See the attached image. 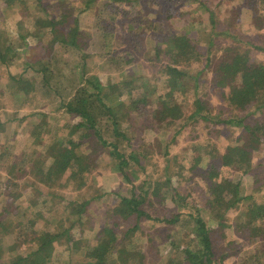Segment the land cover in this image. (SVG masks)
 <instances>
[{"label":"rangeland","instance_id":"obj_1","mask_svg":"<svg viewBox=\"0 0 264 264\" xmlns=\"http://www.w3.org/2000/svg\"><path fill=\"white\" fill-rule=\"evenodd\" d=\"M104 1L92 2L91 8L99 5L101 9L100 2ZM249 1L226 0L221 4L220 0H156L155 2L140 0L142 5L146 2V7L148 5L151 8V11L148 9L151 18L147 20L143 14L142 6L141 11L132 7L124 9L125 1H121L122 4L118 10H126L129 16L141 15L142 21L137 19L139 22H134L128 17L124 22L117 17L118 12L109 6H105L107 11L104 14L101 13L100 16H95L93 11L76 12L75 18H77L80 28L93 30L94 22H101L103 23L101 25L106 24L107 32L102 27L99 37L95 35L87 40L85 46L78 49L68 48V51L61 52L58 45L53 46V49L50 47L46 49L41 47L43 51L40 49L42 54L52 56L53 61L56 58L66 61L68 66L62 68L64 73L76 75L78 74L76 70L79 72L81 65L84 64L91 72H87V74H94L103 81L107 75L117 80H124L126 86L123 87L122 94L119 96L123 105L114 109L121 115L119 124L116 126L117 132L131 134L129 135L130 142L123 140L122 147H124L125 154L131 150L145 153V156H139L144 170L142 171L141 167L131 159L126 172L134 176L135 179L132 181L136 184L143 180L148 182L163 178L164 160L168 159V156L170 158L175 156L178 161L172 162L171 169L174 171L179 165H184L186 169L180 176V180L176 175H173L171 182L176 185L181 194L187 195L188 200L196 198L200 214L206 222V226L211 230L209 232L212 239L213 260L218 261L220 254L226 250L234 253L229 258L227 257L228 259L223 260L225 264H264V231L251 230V233H248L243 228L244 223L239 226V221L246 218L243 214L251 204L264 202V134L259 147L253 152L251 165L245 171L240 167L234 172V178L239 179L243 187H240L238 193L240 199L234 205L235 207L225 206L221 210V213L223 211L225 213L222 220L223 225H221L212 215L209 205L205 204L206 193L203 192L205 185L200 181V178H195L194 172L208 162L217 160L220 153L223 152L222 148L226 145L244 143L248 140V136L237 125L229 126L201 118L193 119L187 123L184 118L196 107L194 100L202 99L205 103L204 111H211L212 115L221 113L220 110H225V114L222 113L224 118L225 115L231 114L233 117L239 118L244 116L246 122L253 119L264 121V107L254 111L253 108H246L239 112L233 110L222 98V93L227 92V89H221L215 85V78L211 79V72L217 66H215L218 61L217 54L220 50L224 51L226 46L243 48L246 46L244 40H248L254 45L264 46V36H262L264 31L248 27L249 25L254 27L255 23L251 13L255 9L247 7ZM36 2L38 3L37 0H15L4 4V0H0V30L4 29L2 26L5 25V28L12 33L5 44L13 45L14 43L20 47L21 42L16 36L22 32L23 26L29 28L30 24L34 22V16H44L45 12L49 15L54 14L58 11V6L62 11V7L70 4H74V8L83 10L84 0H42L44 9L38 8ZM254 3L255 0L250 4ZM208 4L212 5L216 11L214 24H210L208 21L209 9L206 8V5L210 8ZM236 16L242 26L236 27L238 24ZM255 16L259 17V12L256 11ZM112 17L113 19H111ZM18 20H23L24 25H18ZM129 23H131L129 25L131 28L127 27ZM132 24L135 27L132 28ZM140 26L141 28L138 29ZM214 27L216 30H223L224 27L230 28L236 34L241 35H235L233 38L224 36L217 41V46L213 47L212 62L214 64L200 75L199 84L194 81V75L202 66L195 64L193 60L189 62L180 60V64H177L178 68L187 72V79L185 81L182 79L181 87L175 86L173 96L165 95L169 92L168 86H164L160 78L157 79V76L154 75V72L161 65L164 68V64H166L164 62L169 61L168 57L158 58L155 53L156 43L161 40L163 35L178 31L187 34L195 43L201 40L207 42V39L204 38L207 34L213 33ZM126 29H134V31L127 35L128 30ZM146 29L148 33L145 35ZM141 34L144 36L139 37ZM5 37H8L7 33L0 34V44H3ZM201 46H203V42ZM162 47H165L164 43ZM37 51L39 50L37 49ZM103 52L110 54L112 58L108 60L99 58L97 54H103ZM124 53L126 58L131 57L132 53L133 60L128 61L123 57ZM84 54H93V56L85 58ZM260 54L257 50L253 53L256 61L260 59ZM7 56L8 60L12 58L10 52ZM113 59L114 61H112ZM57 63L59 64V62ZM51 66L53 67V65ZM7 68L15 75L19 67L16 63L11 62ZM211 69L212 71H210ZM1 70H4V67L0 63V88H8L7 85L10 81L1 75ZM164 71L166 72V70ZM132 75L134 77L130 83L127 80ZM146 84H149V87H155L154 91L148 90L149 87ZM112 94L114 97L117 96L115 93ZM161 95L165 96V101L168 100L169 104H174L182 115L178 119L179 121L174 122L175 124L171 127L159 130L156 129V124H159L161 120L154 110L157 104H160V102H156L159 101L156 97ZM143 96L146 97L145 104H139L143 109L140 108L137 111L131 107L137 105V100ZM60 100L63 102L62 99L53 97L45 108H41L42 110L27 111L32 114L31 122L46 118L50 128L48 137H42L35 144H29V140L26 145H22L19 141L20 132L16 134L15 129L12 130L16 124L14 120H11L13 107L7 108V110L0 109V120L3 122L5 119L10 120L5 130L7 135L0 133V264L11 262V257H16L17 254L25 256L29 250L36 247L35 239L44 232L58 234L64 228H69V235L74 240H82L81 244H93L94 236L105 226L112 227L118 239L124 241L125 254L120 255L118 264H186L181 257L183 255L181 248L185 245L182 244L180 248L173 245L171 236L174 234V237L179 239L185 232L195 228L194 217L182 216L175 223H167L144 216L139 219H135L133 216L125 219L118 211H114V208L119 206L118 196L130 195L131 183L123 178L117 169V162L113 161L107 149L102 148L101 143L94 136L87 138L80 147L75 149L77 154H86L89 159L88 163L90 162L89 171L83 173L85 185L80 186L81 176H77L76 180L68 178L69 170L64 173L61 179L56 178V182L53 181L54 184L51 187L38 181L40 176L31 166L41 163L40 167L45 170L53 163L50 153L47 155L45 150L49 145H42L41 140L50 138L55 140L58 136L65 140L68 138L66 126L70 127L76 121V118L73 119L66 114L61 119L58 118L60 112L63 111L62 109L56 110L60 106ZM116 101L117 98L113 100V104ZM45 113H47L46 116H44ZM17 116L19 115L17 114ZM30 123L26 124V129L34 130L36 128L34 123ZM101 126L98 128L100 131L105 130L103 138L107 141H110L113 136H117L114 134L112 126H103L102 123ZM175 126L178 130L177 137L172 136ZM136 127L139 128V132L135 129ZM157 131L159 134L163 132L162 137H165L166 143L169 144L168 156H163L164 145L163 141L158 139ZM30 133L31 131H29ZM74 136L77 135L74 134ZM30 139L33 140L31 137ZM206 140H210L213 145H205V142L201 148L198 145L197 151L201 157L194 160L192 145ZM44 150L45 158L42 156ZM11 162L13 164H10ZM194 162H197L194 171H188ZM173 171L170 172V175ZM41 178L48 179L45 176ZM163 190L166 196L161 203L157 200H154L153 204L152 202L142 203L146 212L151 216L163 217L164 214L176 212L174 203L172 204L170 201V192L165 188ZM178 201L179 204H182L180 199ZM181 210L185 212L184 207H181ZM134 226L136 228L126 234V231ZM257 226L263 227L264 221L257 222ZM124 234H126L125 237H123ZM193 235L196 234L191 231L190 238ZM64 239L65 237L62 238V240ZM54 245L57 247V252L54 254L53 260L58 264H67L70 258H65V254H67L65 252L66 242ZM82 246L84 245L80 247ZM189 246L195 248L194 241L190 240ZM79 262V258L74 259V264Z\"/></svg>","mask_w":264,"mask_h":264},{"label":"trees","instance_id":"obj_2","mask_svg":"<svg viewBox=\"0 0 264 264\" xmlns=\"http://www.w3.org/2000/svg\"><path fill=\"white\" fill-rule=\"evenodd\" d=\"M14 1L15 0H4V4ZM37 1V7L44 9L45 7L42 4V0ZM121 1H125V3H123L124 9L132 7L133 9H137V11H141L142 6L146 20L151 18L149 13V10L151 11L150 6L147 5L146 7V2H143L144 4L142 5L140 0H105L102 3L100 2L102 5L101 9L99 5L95 8H91V3H96L97 0H84L83 10L74 8V4H70L69 6L62 7V11L59 10L58 6V11L54 14L49 15L45 12L44 16H34V22L30 24L29 28L23 26L22 32L16 36L21 42L20 47L14 45L13 42V45L5 44V41L12 33H10L9 29L5 28V25L2 26L4 29L0 30V34L3 35L7 33L8 37H5V39H3V44H0V63L4 67V70H1V75L6 77L7 81H10V83L7 85L8 88H0V109L7 110V108L13 107L11 109L13 110L11 113L13 115L11 120H14L18 114L17 110L23 106L22 104L32 106L35 104L40 105L38 101L40 103H43V101H50L53 97L62 99L63 102L60 100V106L56 109L63 110L58 115V118L61 119L64 117V114H66L73 119L76 118V121L70 127L66 126L68 129V138L65 140L59 136L55 140L51 138L49 140H41L42 145H49L48 149L45 148V150L47 155L50 153L53 163L45 170L40 167L41 163H36L31 166L35 168V172L40 176L38 177V181L48 184L51 187L54 184L53 181L56 182V178L61 179L64 173L69 170L70 174L68 178L75 179L77 176H81L80 179L82 180H80V186L85 185L86 182L83 173L89 171L90 162L88 163L89 159L86 154H77L75 149L80 147L87 138L94 136L97 141L101 143L100 145L102 148L107 149L113 161L117 162V169L122 174L123 178L128 183H131L129 189L130 195L118 196L119 206L114 208V211H118L125 219L131 218L132 216L135 219H139L144 216L150 219L162 220L167 223H175V221L179 220L182 216L194 217V224L196 226L192 228L191 231L196 235L190 238L189 234L191 231H187L179 239L175 238L174 234L171 236L174 242L173 245L179 248L182 244L185 245L181 248L183 254L181 256L183 257L182 260L186 264H225L223 260L234 255V253L226 250L220 254L218 261L213 260L212 239L209 232L211 230L206 226V222L200 214V207L196 198L193 197L188 200L187 195L181 194L176 185L171 182L173 175H176L180 180V176L183 175L186 167L184 165H179L176 170L173 171L171 169L172 162H177L178 160L175 156L170 158L167 155L169 152V144L166 143V138L162 137V135H164L163 132L159 134L157 131L156 134H158V139L163 141V156H168V159L164 160L165 163L162 169L164 177L152 181L149 180L148 182L143 180L136 184L132 181L135 179L134 176L126 172L128 162L131 159L137 166H140L143 171L144 167H142L140 163L139 156L143 157L145 153L131 150L128 154H125L123 150L124 147H122L123 140H125V142H130L129 135L131 134L127 132L126 134L117 132L118 129L116 126L119 124L121 115L114 109L123 105L119 96L122 94L123 87L126 86L124 80H117L107 75L103 81L94 74H87V72H91L88 71L86 68L87 65L84 64L81 65L79 72L76 70L78 74L70 75L62 71L63 67L65 68V66H68L66 61L56 58L55 62L52 56L42 54L43 50L41 47H45L46 49L58 45L61 52L68 51V48L78 49L85 46L87 40H90L95 35L99 37L102 27H104L103 30L107 32L106 24L101 25L103 24L101 22H94L93 30H84L80 28L78 20L75 18L76 12L84 13L93 11L95 16H100L101 13L104 14L105 11H107L105 6H109L113 10L115 9L114 11L118 12L117 15H119L117 17L124 22L127 21L125 18L128 17L134 22L138 21L137 19L142 21L141 15L129 16L126 10H118L122 4ZM152 1L155 2L156 0ZM220 2L222 4L225 0H220ZM251 2H253V0L249 1L247 7L255 9V11H252V17L255 19V28L252 25H249V28L255 30L262 29L264 31V0H255L254 4H250ZM206 8L209 9L208 21L210 24H214L216 11H214L212 5H210V8L206 5ZM256 11L259 12V17L255 16ZM111 19H113V17ZM236 19H238V16H236ZM17 23L18 25H24L23 20H18ZM237 23L236 27L242 26L239 19ZM130 24L131 23L128 24V28H131V26H129ZM133 27L135 26L132 24V28ZM140 28L141 26L138 27V29ZM126 30H128L126 33L127 35L134 31V29ZM147 31V29L144 31L146 32L144 33L145 35L148 33ZM144 34L139 35V37H142V35L144 36ZM235 35L241 34H236L230 28L226 27H224L223 30H216L214 27L213 33L207 34L204 38L207 39V42L201 40L195 43L187 34L181 31L163 35L161 40L156 43L157 50H155V53L158 58L161 56L168 57L169 62H164L166 63L164 64V68L162 65L157 67L154 75L157 76V79L160 78L164 86H168L169 92L165 95L173 96L175 86L177 88L181 87L183 80L185 81L187 79V72L178 68L177 64H180V60L185 62L193 60L195 64L202 66L194 75V81L198 83L200 75L204 74V70L214 64L212 62L213 47L217 46V41L224 36L233 38ZM262 36H264V34ZM238 37L241 39L240 36ZM202 42L203 46H201ZM244 42L246 46L243 48L239 46L231 48L230 45H228L225 47L224 51L220 50L216 57L218 61L215 66H217L214 67L213 71L212 69L210 70L212 71L211 79L215 78V85L219 86L221 89H227V92L222 93V98H224L229 107L237 112L246 108H253L254 111L255 109L264 107V46L251 44L248 40H244ZM163 43L165 47H162ZM37 49L39 51H37ZM255 50L261 53L258 61H256L253 56ZM9 52L12 58L8 60L7 55ZM97 55L104 60L112 58L110 54L104 52L103 54ZM89 56H93V54H84L83 57L88 58ZM123 57L126 58L125 53ZM126 59H128V61L133 60L132 53L131 57ZM52 61L54 62L53 64ZM112 61H114V59ZM11 62L16 63L17 67H19L15 75L7 68L8 64ZM57 62H59V64ZM51 65H53V67ZM164 70H166V72ZM25 71L28 72L24 74ZM133 77L132 75L129 80H126L131 83L130 80L133 79ZM121 82L122 85H120ZM146 85L149 87V84ZM149 88L148 90H151V92L155 89V87ZM6 89L7 91H5ZM117 92H119L118 95ZM112 93H115L117 96L114 97ZM22 94L26 96L24 99H20V95ZM27 96L29 97L28 99ZM116 98L117 101L113 104V100ZM18 99L19 101H17ZM156 99L159 100L156 102H160V104H157L154 113H157V115H159V120H161L159 124H156V129H167L169 126L171 127V125L175 124L174 122L179 121L178 119L181 118L180 116L182 113L174 104H169L167 102L168 100L165 101V96H157ZM145 101L146 97L143 96L137 100V105L135 104L131 107L139 111L140 108H142L139 104H145ZM194 102L196 107L184 118L185 122L188 123L193 119L201 118L203 120H212L215 123L227 124L229 126L237 125L240 126L248 136V140L244 141V143L240 142L238 145H226L222 148L223 152L220 153L217 160L208 162V164H205L202 168L196 169L197 171L194 172L195 178H200V181L205 185L203 189V192L205 191L206 193V198L204 199L205 204L209 205L212 215L216 218L218 223L223 225L222 220L224 219L225 213L224 211L221 213V210L225 208V206L232 208L239 202L240 197H238V193L240 192V187H243L240 184V180L234 178V172L239 170L240 167L245 171L251 165L253 152L259 147L264 134V121L253 119L250 122H246L244 116L239 118L233 117L231 114L229 116L225 115L224 118L222 113L225 114V110H220L221 113H213L212 115L210 113L211 111H204L205 103L202 99H195ZM32 107L35 108L37 106ZM134 109H132V111H134ZM232 109L229 110L233 111ZM46 115L47 113L44 114V116ZM31 116L32 115L29 113L25 120L29 119ZM21 120L22 122L25 121L24 118H21ZM9 121L10 120L6 119L4 122L0 120V133H3L5 136L7 135L5 130ZM31 121V119L28 120V124ZM33 123L36 128L32 130V134H28L27 137L25 136L23 138L22 145H26L31 135L33 136L31 144H35L36 141H39L42 137H48L47 135L50 128L46 118H42L37 122H31L30 124ZM101 123L103 126H112L113 132L117 136L110 138V141L103 138L105 130L103 129L100 131L98 128L99 126L102 127ZM63 127L65 128L64 124ZM135 129L138 132L140 131L138 127ZM119 131L121 130L119 129ZM15 132L17 133L16 129ZM113 132L111 131V133ZM74 134L77 136H74ZM132 135L133 138H135L133 133ZM177 135L178 130L175 126L172 136L177 137ZM24 139H27V141ZM204 142L205 145H213L210 140L197 142L196 145L191 144L193 149L192 155L195 157L194 160L199 158L200 154L197 150L198 147H202ZM45 150L42 154L44 158ZM32 152L34 151L32 150ZM196 163L197 162H194V164L189 167L190 169H188V171H194ZM10 164H13V162ZM171 171H173V173L170 175ZM43 176L48 179L41 178ZM197 182L199 183V181ZM164 188L170 192V201L172 204L174 203L173 205L175 206L176 212L173 211L171 214H164L163 217L151 216L146 212L142 203L152 202L153 204L154 200L161 203L166 196L163 190ZM178 199H180V203L182 204H179ZM177 205L178 207L176 208ZM181 207H184L185 212L181 210ZM243 216L246 218L243 221H239V226H242L244 223L243 228L248 233H251V230H258L259 232L264 231V226H257V222L264 221V202L251 204L246 209ZM135 228L134 226L128 229L126 234ZM69 233V228H64L62 232L58 234L44 232V234H40L35 239L36 247L34 249L29 250L25 256H21L20 254H17L16 257L12 256L11 262L7 264H58L53 260V256L57 252V247L54 244L57 243L60 245L62 242L63 244L66 242L67 247L65 249L67 254L64 253L65 258H70L67 264H74L75 258H79L80 262L78 264H118L117 261L121 258L120 255L125 254V249L123 247L124 241L118 239L112 227L109 228L105 226L102 228L98 234L94 236L93 244H81L82 240H74ZM126 234H124L123 237H125ZM63 237H65L64 240H62ZM190 240L194 241L195 248H190ZM81 245L84 246L80 247Z\"/></svg>","mask_w":264,"mask_h":264},{"label":"crops","instance_id":"obj_3","mask_svg":"<svg viewBox=\"0 0 264 264\" xmlns=\"http://www.w3.org/2000/svg\"><path fill=\"white\" fill-rule=\"evenodd\" d=\"M225 2H226V0H225ZM252 13V12H251ZM241 14V13H240ZM247 25V24H246ZM248 26V25H247ZM248 27H250V26H248ZM28 71H25L24 73L26 74ZM26 96H24L23 94L22 95H20V99H24ZM29 97L27 96V99H28ZM17 101H19V99L17 100ZM50 101L48 100L47 102L46 101H43V103H40L39 101H38V104H40V105H36L35 103V105H32V106H37V107H32L31 105H28V104H26V105H24V104H22L23 106H21L17 111H18V115L19 116H17L16 117V119H14V121L16 122V124H15V126H13V129L12 130H14V129H16V131H17V133L16 134H18L19 132H20V134H21V137H20V139H19V141H20V143L21 144H23V138L26 136H28V134H29V131L30 130H28V129H26L27 128V126H26V124L28 123L27 121L30 119H27V120H25L27 117H28V115H29V113L27 112V111H35V112H37L36 110H42L41 108H45L46 106H47V103H49ZM42 104V105H41ZM31 107V108H30ZM31 114V113H30ZM32 115V114H31ZM21 118H24V120L25 121H23L22 122V120H21ZM25 125V126H24ZM24 130V131H21V130ZM30 134H32V130H31V133ZM32 139H33V136L31 135L30 136ZM30 137H29V139H28V141H27V139H24L25 141H27L26 142V144L29 142V140H30V143L29 144H31V139H30Z\"/></svg>","mask_w":264,"mask_h":264}]
</instances>
